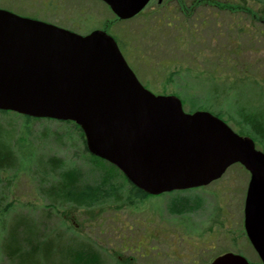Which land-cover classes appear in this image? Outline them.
Returning a JSON list of instances; mask_svg holds the SVG:
<instances>
[{"label":"rangeland","instance_id":"rangeland-1","mask_svg":"<svg viewBox=\"0 0 264 264\" xmlns=\"http://www.w3.org/2000/svg\"><path fill=\"white\" fill-rule=\"evenodd\" d=\"M178 1L165 0L161 8L156 0L142 14L120 21L100 0H0V7L74 30L79 23L85 33L108 26L121 41L126 62L141 83H151L153 94L180 97L187 114L221 113L241 136H248L238 123L244 109L255 115L253 123L264 128V0H217L227 6L219 12L209 3L190 9L197 0ZM214 66H219L216 76ZM5 128L14 141L22 142L18 147L32 160L21 159L1 178L0 192L10 209L0 215V264H7L1 243L16 216L29 227L33 243L39 231L33 220L41 226V234L63 237H53L47 257L42 254L47 247L42 246L39 264H66L64 251L78 245L72 241L94 247L102 264H210L230 252L262 264L245 235L244 207L251 179L240 164L208 186L138 200L117 167L110 169L111 163L96 161L85 150L73 124L51 119L28 124L18 113L9 112L0 115V135L9 142ZM261 144L256 146L263 151ZM50 157L61 160L67 171L79 170L82 185L95 187L105 181L102 189H109L110 195L84 207L75 202L62 205L48 218L51 202L42 191L54 179L50 174L42 184L38 162ZM173 201H182L188 209L172 213ZM23 215L29 218H19Z\"/></svg>","mask_w":264,"mask_h":264},{"label":"water","instance_id":"water-1","mask_svg":"<svg viewBox=\"0 0 264 264\" xmlns=\"http://www.w3.org/2000/svg\"><path fill=\"white\" fill-rule=\"evenodd\" d=\"M121 20L151 0H102ZM74 122L89 153L147 195L191 190L240 164L250 173L245 231L264 264V152L207 111L187 114L175 95L141 85L117 42L0 9V112ZM210 264H251L226 253Z\"/></svg>","mask_w":264,"mask_h":264},{"label":"trees","instance_id":"trees-1","mask_svg":"<svg viewBox=\"0 0 264 264\" xmlns=\"http://www.w3.org/2000/svg\"><path fill=\"white\" fill-rule=\"evenodd\" d=\"M224 7H227L226 5ZM180 98V97H178ZM181 99V98H180ZM182 104L184 100L181 99ZM247 111V109H244ZM243 111L239 117V124L242 126L243 131L246 135L257 143H262L261 148L264 152V128L261 124H255L252 122L251 117H255L253 114H247V112ZM9 114V112L3 111L0 112V115ZM20 115V114H18ZM220 119H224L225 117L221 113L216 114ZM22 116V115H20ZM26 122L29 124L30 121H36L41 119H34L27 116H22ZM69 124H73L74 127L80 132L82 141L85 144V150L87 152V142L85 141V135L82 129L74 122L70 121ZM253 123V124H252ZM252 128H251V127ZM7 131V135L11 137L9 142H3L2 135H0V185L3 182L2 175L6 173L8 170L16 169V166L20 164L21 159L24 161H31L32 156L29 153H24L22 147H18L19 143L21 142L18 140H13V136L11 135V131L5 128ZM250 131H249V130ZM1 133V129H0ZM245 135V134H244ZM247 137V136H245ZM22 143V142H21ZM258 145V146H259ZM93 157L99 162H103L100 158L93 155ZM39 168L42 170V184L46 185V181L51 177L54 179L50 182V185H46L48 189L43 188L44 191L42 193L48 195V199H50L51 204L48 207V218H52L54 215V211L58 213V209L62 207V205H67L70 203L75 202L80 207H84V205L93 204L95 201H99L100 199L106 198V196L110 195L108 192L109 189L104 191L102 185L105 184L102 182L98 186L95 187H87L86 185L81 184V173L79 170H72L67 171L64 169V165L61 160L57 159L56 157H50L47 161H43V159H39ZM110 169L118 170L116 167L110 164ZM131 185L130 194L134 196L136 199H147L150 195H147L144 191L137 189L134 185ZM179 193V192H173ZM171 194V195H172ZM6 197L0 192V215L1 214H8L10 209V203L5 201ZM186 204H183L182 201L172 202L171 204V212L175 214H183L188 208H186ZM22 215V214H19ZM18 216H16L17 218ZM14 218L11 222L10 227L6 230V235L3 237L1 246L4 252V255L7 258V264H39L37 261L38 254L42 251V246H46V250L42 253L46 257L48 254H51L53 249L51 245V241L54 236H49L47 234H41V226L38 222L33 220L39 227V231L37 232L36 236V243H33L32 233L29 230V227H23V225L18 221V219ZM19 218H29L26 215H23ZM33 219V218H32ZM20 233L24 234L21 235ZM54 238L62 239L63 237L59 234ZM76 242L78 245L77 247L64 251L63 254L67 256L68 262L66 264H102V256L100 252L96 251L94 247H92L88 243H79ZM252 264V263H251Z\"/></svg>","mask_w":264,"mask_h":264},{"label":"flooded vegetation","instance_id":"flooded-vegetation-1","mask_svg":"<svg viewBox=\"0 0 264 264\" xmlns=\"http://www.w3.org/2000/svg\"><path fill=\"white\" fill-rule=\"evenodd\" d=\"M64 1V0H63ZM100 1H102V0H100ZM154 1H156V0H151L150 2H149V4L148 5H151ZM103 2V1H102ZM164 2H165V0H157V3H158V7H164L163 6V4H164ZM167 2H168V4H172V3H175V2H178L179 3V1L178 0H167ZM104 3V2H103ZM177 3V4H178ZM180 3H181V1H180ZM203 3H209V4H211V6L212 7H214L215 8V10L217 11V12H219V11H224V4H222V2H218L217 0H197L196 2H193L191 5V7H190V9H195V8H197V6L198 5H201V4H203ZM104 5L108 8V9H110V7H108L107 5H106V3H104ZM148 5L146 6V7H148ZM182 6V5H181ZM184 7V6H183ZM0 9H4V8H2V7H0ZM146 9V8H145ZM183 8H181V10H182ZM4 10H6V11H10V12H13V13H15V14H17V15H19V16H23V17H27V18H30V19H35V20H38V21H41V22H45V23H49V24H51V25H56V26H58V27H60V28H62V29H64V30H69V31H71V32H74V33H78V34H81V35H83V36H88V34H91V33H93V32H95V31H99V30H101V31H104V32H106L109 36H112L113 38H114V40H115V42H117V44H118V47H119V49H120V46H121V41L117 38V36L115 35V34H113V33H111V31H109V27L108 26H106V27H99V29H92V30H89L88 31V33H85V32H82L81 30H80V24L79 23H77V26H78V29L77 30H74V29H72L71 27H68V26H62V25H58V24H56V23H51V22H48V21H45L44 19L43 20H41L40 18H36V16H32V17H30V16H24L22 13L21 14H19V13H16L15 11H13V10H11V9H4ZM186 10H188V7L186 8ZM112 11V10H111ZM143 11H145V10H143ZM142 11V12H143ZM188 11H190V10H188ZM113 12V11H112ZM114 14V13H113ZM142 14V13H141ZM115 16V15H114ZM115 18L117 19V20H121V19H118L116 16H115ZM122 44H124L123 43V41H122ZM121 51V50H120ZM228 65V64H227ZM213 75L214 76H216V75H218L219 73H218V70H219V66H214L213 67ZM223 70V69H222ZM222 74H225L224 73V70H223V72H222ZM221 74V75H222ZM212 75V76H213ZM211 78V77H210ZM140 83H141V81H140ZM145 83V82H144ZM141 85H143L144 87H146L148 90H150L152 93L155 91L154 89H153V86L151 85V83H149L148 81L145 83V84H143V83H141ZM149 86V87H148ZM255 142V141H254ZM255 146H256V143H255ZM258 149V148H257ZM263 152V151H262ZM245 204H246V202H245ZM244 209H245V207H244ZM244 218H245V215H244ZM243 224H244V221H243ZM244 230H245V224H244ZM245 235H246V231H245ZM247 236V235H246ZM247 239H248V236H247ZM248 241H249V239H248ZM249 243H250V241H249ZM251 245V244H250Z\"/></svg>","mask_w":264,"mask_h":264}]
</instances>
